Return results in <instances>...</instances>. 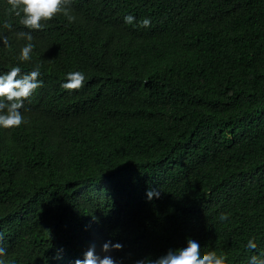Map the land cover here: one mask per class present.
<instances>
[{"label": "trees", "instance_id": "obj_1", "mask_svg": "<svg viewBox=\"0 0 264 264\" xmlns=\"http://www.w3.org/2000/svg\"><path fill=\"white\" fill-rule=\"evenodd\" d=\"M71 7L41 22L28 61L0 33V75L38 66L42 83L24 123L0 128V264H75L107 241L137 264L189 238L224 264L264 258V0ZM72 52L92 67L76 93L60 90L82 69Z\"/></svg>", "mask_w": 264, "mask_h": 264}, {"label": "clouds", "instance_id": "obj_2", "mask_svg": "<svg viewBox=\"0 0 264 264\" xmlns=\"http://www.w3.org/2000/svg\"><path fill=\"white\" fill-rule=\"evenodd\" d=\"M9 5V13L13 17L5 21L0 33L5 46L19 47V60L28 61L34 48L31 43L33 35L36 34L42 39L41 31L44 25L42 21H49L57 14H63L68 20L74 21L75 16L72 13L73 0H6ZM134 17L129 15L125 17V23L132 24ZM141 27H149L150 20L145 18L140 22ZM49 62V65L55 68L61 61H57V52ZM68 59H80L82 69L71 70L67 73V82L62 85L61 91L76 93L83 87L85 73L91 70V65L86 57L78 53H70ZM21 69L13 67L10 72L0 75V128L5 130L18 129L24 123V118L20 112L24 100L28 99L32 93L42 86L38 80L41 78L39 67L28 74L20 75ZM19 77V78H18ZM44 81V80H43ZM148 200L153 197H159V191L150 190L146 193ZM221 220L227 219V216L221 215ZM3 237L0 235V241ZM122 244H112L111 241L105 242L101 247L103 255H97L95 245H92L84 253L83 259H78V254L72 258L75 264H118V261L110 255L112 251H119ZM257 245L249 240L247 248L255 250ZM6 253V249L0 247V256ZM137 264H224V257H218L215 252H207L203 255L200 252L198 242L188 239L187 246L175 251L169 250L165 255L155 260L144 259L137 261ZM249 264H264V258L256 255L251 256Z\"/></svg>", "mask_w": 264, "mask_h": 264}]
</instances>
